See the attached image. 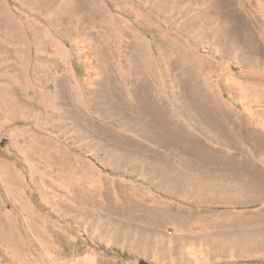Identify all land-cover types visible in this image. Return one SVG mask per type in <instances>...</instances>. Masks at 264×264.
I'll return each mask as SVG.
<instances>
[{"label":"rangeland","instance_id":"374dc122","mask_svg":"<svg viewBox=\"0 0 264 264\" xmlns=\"http://www.w3.org/2000/svg\"><path fill=\"white\" fill-rule=\"evenodd\" d=\"M225 221L264 236V0H0V264H264Z\"/></svg>","mask_w":264,"mask_h":264},{"label":"crops","instance_id":"0c3cea01","mask_svg":"<svg viewBox=\"0 0 264 264\" xmlns=\"http://www.w3.org/2000/svg\"><path fill=\"white\" fill-rule=\"evenodd\" d=\"M170 177V176H169ZM170 180L166 181H173V182H181L183 183V185H185V180H187V177L181 176V179L179 180V178L174 179V178H169ZM215 203L219 204V205H225L226 200L223 199H219L218 201L213 200ZM212 202V201H210ZM226 224H220V226H217L214 229V241L215 244L220 245V249L219 252H223V253H229V252H243V251H248V250H252L255 252H264V248L263 246H256L259 245L260 243H264V236H246V235H240L237 234V236H234L232 233L233 229L236 228L235 225L231 224L230 222H226ZM253 228V227H251ZM249 228V229H251ZM218 231H222L223 235H219ZM229 233V234H227ZM254 252V253H255Z\"/></svg>","mask_w":264,"mask_h":264},{"label":"trees","instance_id":"16d2710c","mask_svg":"<svg viewBox=\"0 0 264 264\" xmlns=\"http://www.w3.org/2000/svg\"><path fill=\"white\" fill-rule=\"evenodd\" d=\"M97 247V249L101 252H104L108 255H111V256H116V257H126V255L120 253L119 251L117 250H114V249H105L103 246H100V245H95Z\"/></svg>","mask_w":264,"mask_h":264},{"label":"water","instance_id":"95a60500","mask_svg":"<svg viewBox=\"0 0 264 264\" xmlns=\"http://www.w3.org/2000/svg\"><path fill=\"white\" fill-rule=\"evenodd\" d=\"M139 264H147V262L144 259H140Z\"/></svg>","mask_w":264,"mask_h":264}]
</instances>
